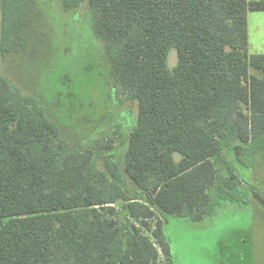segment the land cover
<instances>
[{
    "label": "trees",
    "instance_id": "1",
    "mask_svg": "<svg viewBox=\"0 0 264 264\" xmlns=\"http://www.w3.org/2000/svg\"><path fill=\"white\" fill-rule=\"evenodd\" d=\"M62 3L88 4L116 96L138 118L124 170L110 157L103 169L113 142L71 149L40 100L0 76V264L171 260L159 213L201 221L238 199L234 162L264 146V55L250 53L248 28L264 0ZM31 16L32 0H0L1 55L23 45Z\"/></svg>",
    "mask_w": 264,
    "mask_h": 264
},
{
    "label": "rangeland",
    "instance_id": "2",
    "mask_svg": "<svg viewBox=\"0 0 264 264\" xmlns=\"http://www.w3.org/2000/svg\"><path fill=\"white\" fill-rule=\"evenodd\" d=\"M177 63L173 49L170 69ZM1 75L40 100L71 149L113 142L112 150L101 152L99 163L105 169L110 157L124 170L139 105L116 96L112 62L104 40L94 31L88 4L68 11L62 0H32L23 45L0 54ZM229 157L233 160V153ZM245 158V167L234 162L238 199L220 200L201 221L159 213L171 245V260L162 255L160 264H264V202L255 196L264 198V146ZM125 184L131 196L139 192L127 176Z\"/></svg>",
    "mask_w": 264,
    "mask_h": 264
},
{
    "label": "crops",
    "instance_id": "3",
    "mask_svg": "<svg viewBox=\"0 0 264 264\" xmlns=\"http://www.w3.org/2000/svg\"><path fill=\"white\" fill-rule=\"evenodd\" d=\"M248 28L250 53L264 55V12H250Z\"/></svg>",
    "mask_w": 264,
    "mask_h": 264
}]
</instances>
